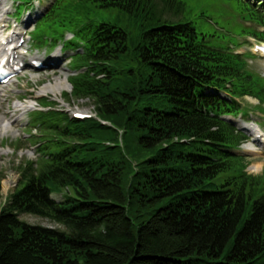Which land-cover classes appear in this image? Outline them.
<instances>
[{
    "label": "trees",
    "instance_id": "trees-1",
    "mask_svg": "<svg viewBox=\"0 0 264 264\" xmlns=\"http://www.w3.org/2000/svg\"><path fill=\"white\" fill-rule=\"evenodd\" d=\"M163 2L54 0L45 14L74 33L72 95L92 98L96 117L36 112L55 134L5 202L0 174V264H264V173H247L234 150L248 136L226 118L242 96L264 105V85L181 17L185 1ZM89 4L126 14L133 31Z\"/></svg>",
    "mask_w": 264,
    "mask_h": 264
},
{
    "label": "rangeland",
    "instance_id": "rangeland-1",
    "mask_svg": "<svg viewBox=\"0 0 264 264\" xmlns=\"http://www.w3.org/2000/svg\"><path fill=\"white\" fill-rule=\"evenodd\" d=\"M182 1H185L186 9L181 17L193 19L197 30L208 34L215 44L229 46L234 53L242 55L246 68L259 78L260 81L257 82L264 85V57L256 51L257 45L261 43L252 36V32H264V27L249 17L252 14L264 19V0H241V4L244 5H239L238 0ZM53 2L54 0H36L34 7L31 5L25 7L19 0H5L4 3L7 21L3 29L9 32L15 28L21 34L20 39H24V42L20 50L26 57L27 65L10 82L0 85V117L14 119L20 114L16 106L21 103H31L34 108L27 111L20 120L12 122V131L3 135L0 131V174L4 175L3 181L9 180L3 184L2 202L6 201L9 193L16 187L15 184H19L25 162L36 161L41 157L39 144L55 134L51 130L41 128L36 112L58 110L73 115L74 112L81 111L95 116L96 105L92 98L78 99L72 95L69 78L79 71V64L74 59L75 50L70 47L64 48V44L65 41L73 40L74 33L69 30L63 31L56 23H53V28L49 27V23L48 25L43 23ZM163 4V0H157L159 10ZM89 9L96 14L97 19L104 17L119 20L131 32L133 31L126 14L116 9L95 8L90 4ZM162 14L167 17L165 13ZM62 33L63 38L60 41ZM35 57L51 66L44 64L42 68L31 66L30 60ZM59 81H67L61 91L40 93L43 87ZM238 101L242 106L241 112L237 117L226 118L244 128L248 139L234 152L245 156L248 174H263L264 147L258 141L261 138L254 140L253 134L249 133L245 126L254 125L264 133V105L253 95L242 96ZM248 148H256L259 152L248 151ZM230 171L221 172L213 182L217 185L222 183L225 174ZM54 197L60 199L58 194H54ZM20 219L30 224L64 228L49 218L32 213H22Z\"/></svg>",
    "mask_w": 264,
    "mask_h": 264
},
{
    "label": "bare ground",
    "instance_id": "bare-ground-1",
    "mask_svg": "<svg viewBox=\"0 0 264 264\" xmlns=\"http://www.w3.org/2000/svg\"><path fill=\"white\" fill-rule=\"evenodd\" d=\"M4 3L5 0H0V66L5 64V66L9 69H13L25 59V55L23 54V51L19 49L20 44L19 38L17 37L19 33L15 29L5 34L2 33L4 23L7 21L4 15L6 12V7ZM44 64L46 66H51L50 64L48 65L46 62ZM65 82L59 81L53 85L45 86L41 89L40 93L61 91L65 86ZM32 108H34V106L31 103H21L16 106V109L20 111V114L17 117H15L14 119L8 118L7 116L0 117L1 134L3 135L4 133L12 131V122L20 120L22 116ZM245 127L247 128V130H249V133L253 134V136L261 138L258 141L261 143V146L264 147L263 131L260 128L255 127L254 125L252 126L248 124ZM248 151L257 153L259 152L256 148H248Z\"/></svg>",
    "mask_w": 264,
    "mask_h": 264
}]
</instances>
